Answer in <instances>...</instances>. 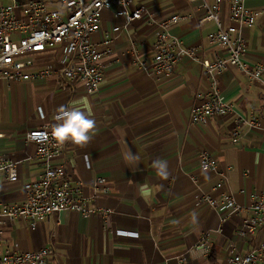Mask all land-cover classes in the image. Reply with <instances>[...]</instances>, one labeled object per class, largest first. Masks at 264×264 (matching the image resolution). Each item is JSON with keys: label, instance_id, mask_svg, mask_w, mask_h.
<instances>
[{"label": "crops", "instance_id": "0c3cea01", "mask_svg": "<svg viewBox=\"0 0 264 264\" xmlns=\"http://www.w3.org/2000/svg\"><path fill=\"white\" fill-rule=\"evenodd\" d=\"M137 5H144L146 12L128 26L114 10L103 12L95 43L101 42L103 33L121 29L101 61L105 82L97 93H88L82 83L63 89L58 77L17 83L0 79V155L17 161L19 174L15 183L0 176V203L25 201V184L39 179L44 169L40 161L29 159L37 147L26 141V135L54 125L59 106L69 105L91 109L95 135L86 146H75L51 164L69 175L89 198L90 207L113 213L104 218L99 213L63 211L41 221L35 230L28 220L8 223L1 253L48 246L53 254L46 264H231L234 255L263 245L264 224L248 237L238 232L251 213L252 195H264V85L251 82L237 68L228 69L219 75L217 85L234 113L192 125L193 109L202 103L197 95L209 93L212 80L199 63H179L169 77L150 75L160 32L150 23L187 17L170 32L185 45L203 50L208 59L216 53L225 55L207 40L217 25L200 23L205 17L201 2L134 0ZM246 6L262 16L254 28L242 31L248 44L245 62L264 65V0H248ZM222 22L225 27L230 24L228 5L223 6ZM63 56L59 49L39 54L29 72L58 69ZM253 116L260 126H243L240 140H235L237 118ZM129 149L139 159L137 166L128 159ZM203 151L217 160L216 174L201 169ZM157 160L167 164V179L157 174L153 166ZM98 180L102 182L94 187ZM221 181L224 186L216 190ZM141 186H147V195L141 194ZM202 194L230 195L240 210L218 213L199 204ZM203 237L210 251L196 246ZM259 254L257 264H264V251Z\"/></svg>", "mask_w": 264, "mask_h": 264}, {"label": "built area", "instance_id": "2783aa9c", "mask_svg": "<svg viewBox=\"0 0 264 264\" xmlns=\"http://www.w3.org/2000/svg\"><path fill=\"white\" fill-rule=\"evenodd\" d=\"M190 1L201 2L205 10L201 24L213 22L217 25V31L209 34L207 40L210 45L220 46L225 55L216 53L213 59H208L200 48L185 45L170 32L172 25L187 19L176 15L163 22L150 23L159 27L160 32L153 45L154 54L148 70L153 77L161 78L172 75L179 63L186 66L199 63L203 66L205 74L212 80V87L209 93L197 95L202 103L194 107L191 116V124L197 126L213 116L234 113V106L224 99L217 85L221 73L237 68L251 82L264 85V65H249L245 62L248 44L242 34L243 29L257 25L262 13L248 8V0H214L213 3L207 0ZM224 5L229 7L230 24L227 27L222 22ZM106 10H114L116 16L128 26L142 19L146 7L134 6V0H0V79L17 83L58 77L63 89L82 83L88 93H97L105 82L101 61L113 43L114 34L121 29L115 27L111 32L103 33L100 43L93 41V36L101 31L103 12ZM58 49L64 55L60 68L29 72L36 64L37 55ZM243 126L252 129L259 127L258 117L237 118V129L232 134L235 140H240ZM52 127L34 129L26 135V141L37 147L35 155L29 159L40 161L44 169L39 179L25 184V201L13 205L0 203V264H46L53 254L48 246L34 252L21 253L8 249L1 253L8 223L28 220L30 228L35 230L41 221L50 220L53 215L63 211L85 216L99 213L104 218L113 214L109 210L99 211L90 207L89 198L74 186L69 175L62 168L51 164L77 146L71 142L58 143L52 136ZM199 161L201 169L207 173L218 172V162L210 151H203ZM0 176L10 183L17 182L18 162L0 155ZM101 182L98 180L94 187ZM223 186L221 181L216 190ZM251 199V213L244 219L238 232L241 237L254 235L264 224V195L254 194ZM199 204H206L218 213L240 210L230 195L215 198L211 194H202ZM225 221L222 218V223ZM196 246L206 251L211 249L206 237ZM259 251H264V243L246 255H234L230 262L257 264L261 260Z\"/></svg>", "mask_w": 264, "mask_h": 264}, {"label": "clouds", "instance_id": "9594fccd", "mask_svg": "<svg viewBox=\"0 0 264 264\" xmlns=\"http://www.w3.org/2000/svg\"><path fill=\"white\" fill-rule=\"evenodd\" d=\"M54 119L56 123L52 127V136L60 144L71 142L84 147L91 142L95 135L96 121L90 108L86 107V110H82L77 106L61 105L57 109ZM128 159L134 161L136 166L139 164L138 157L133 154L131 149L128 150ZM153 166L162 179L168 178L169 173L165 162L157 160L153 162ZM12 178L14 179V175ZM146 188L147 186H141V194H148Z\"/></svg>", "mask_w": 264, "mask_h": 264}]
</instances>
